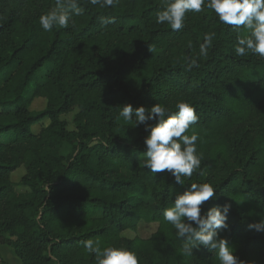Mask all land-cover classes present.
I'll use <instances>...</instances> for the list:
<instances>
[{"label": "trees", "instance_id": "trees-1", "mask_svg": "<svg viewBox=\"0 0 264 264\" xmlns=\"http://www.w3.org/2000/svg\"><path fill=\"white\" fill-rule=\"evenodd\" d=\"M160 5L80 0L74 24L46 32L39 17L56 0H0V244L22 264H97L88 240L134 251L139 264H219L203 247L182 255L184 241L163 218L177 194L204 182L216 188L204 211L231 204L220 237L245 264H264V232L249 229L264 217V57L236 56L237 30L212 10L188 12L173 31L156 23ZM102 17L115 22L103 25ZM193 59L199 67L189 70ZM36 96L45 99L41 110L30 109ZM179 102L196 111L186 134L198 135L203 157L184 185L142 166L148 132L119 116L129 103L175 112ZM74 108L69 130L60 115ZM20 165L25 172L14 182ZM140 222L158 223L149 238L121 235Z\"/></svg>", "mask_w": 264, "mask_h": 264}, {"label": "clouds", "instance_id": "clouds-1", "mask_svg": "<svg viewBox=\"0 0 264 264\" xmlns=\"http://www.w3.org/2000/svg\"><path fill=\"white\" fill-rule=\"evenodd\" d=\"M90 5L112 8L119 0H88ZM212 10L219 21L237 30L234 53L238 57L255 54L264 57V0H161L156 12V23L170 25L173 31L185 26L188 12L200 13ZM80 0H56V7L39 17V23L46 32L54 28H67L74 24L73 15H81ZM101 24L115 22L114 17H102ZM244 30L247 34L241 35ZM215 32L205 33L200 44V55L207 56ZM149 50H153L149 47ZM199 67L197 60L188 64L189 70ZM177 111L156 103L151 107L140 105L133 108L123 105L119 116L133 127L144 125L148 135L144 138V158L142 166L156 173L167 170L178 184L184 185L185 178H191L200 169L202 155L197 152L196 133L187 135L198 116L188 102L176 104ZM155 121V124H150ZM201 175L203 173H200ZM210 199H216V188L208 182L191 183L185 191L176 195L170 207L163 212V218L176 230V236L184 241L180 253L192 256L194 249L201 247L214 252L219 264H245L234 255V249L226 238L220 237L221 230L228 229V215L231 204L213 206L206 211L202 206ZM249 229L264 232V217L249 224ZM84 248L94 254L97 264H139L137 253L124 247L108 246L101 248L100 241L88 240Z\"/></svg>", "mask_w": 264, "mask_h": 264}, {"label": "rangeland", "instance_id": "rangeland-1", "mask_svg": "<svg viewBox=\"0 0 264 264\" xmlns=\"http://www.w3.org/2000/svg\"><path fill=\"white\" fill-rule=\"evenodd\" d=\"M1 84V82H0ZM45 105V99L43 97L36 96L34 97L30 109L31 110H41ZM76 112V108H74L72 111H69L67 113H63L60 115V118L65 120L67 123V128L69 130L74 128L73 118L74 114ZM49 120L47 118L42 119L40 122H37L32 125L31 131L33 133L39 132V130L45 126ZM63 152L67 151V147H63ZM25 167L23 165H20L17 169H15L11 175L10 178L12 181L16 182L20 179V177L24 174ZM19 190H22L23 188L18 187ZM158 223L157 222H140L135 230L126 229L123 232H121V235L127 238H134L138 237L140 239H147L151 236L153 232H155L157 228Z\"/></svg>", "mask_w": 264, "mask_h": 264}, {"label": "crops", "instance_id": "crops-1", "mask_svg": "<svg viewBox=\"0 0 264 264\" xmlns=\"http://www.w3.org/2000/svg\"><path fill=\"white\" fill-rule=\"evenodd\" d=\"M0 264H22L13 249L6 244H0Z\"/></svg>", "mask_w": 264, "mask_h": 264}]
</instances>
